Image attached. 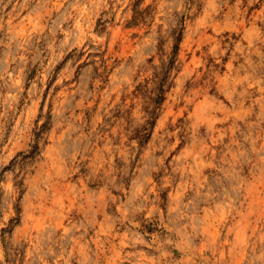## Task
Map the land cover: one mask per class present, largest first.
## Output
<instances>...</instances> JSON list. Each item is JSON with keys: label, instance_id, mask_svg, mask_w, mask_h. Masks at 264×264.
<instances>
[{"label": "rangeland", "instance_id": "1", "mask_svg": "<svg viewBox=\"0 0 264 264\" xmlns=\"http://www.w3.org/2000/svg\"><path fill=\"white\" fill-rule=\"evenodd\" d=\"M0 264H264V0H0Z\"/></svg>", "mask_w": 264, "mask_h": 264}]
</instances>
